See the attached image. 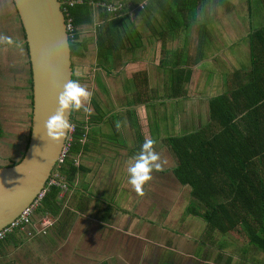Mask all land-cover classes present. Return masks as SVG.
Returning a JSON list of instances; mask_svg holds the SVG:
<instances>
[{
  "label": "crops",
  "instance_id": "0c3cea01",
  "mask_svg": "<svg viewBox=\"0 0 264 264\" xmlns=\"http://www.w3.org/2000/svg\"><path fill=\"white\" fill-rule=\"evenodd\" d=\"M11 4L16 10L14 3ZM206 4H215V8L220 7V12L215 14L213 11L200 22L198 13L190 17L192 20L188 17L191 27L178 31L167 41L172 47L166 45L167 53H172L171 60L180 61L179 66L185 71L192 69L189 81L183 83L188 97L178 101H201L204 105L203 109L193 107L188 121L178 122V115L174 125H170L171 134L191 131L209 122V101L225 90L228 80L237 85L249 81L258 86L261 93L257 107L253 106L250 111V132L260 133L263 138L260 143L264 145V0H210ZM231 6L233 14L229 15L224 8L230 9ZM97 7L98 4H94V21L79 28V42L85 48L72 57L74 81L91 93L77 111L81 118H94L87 130V149L77 156L76 165L82 169L76 173L73 186L61 192V197L67 198L63 209L69 200L74 205L71 206L75 212L74 221L67 235H58L53 227L55 218L35 211L32 225L24 228L32 230L31 235L25 236L21 243H7L0 247V264H116L112 240L117 232L122 236L130 235V228L125 229V221L129 224L133 218L132 226L137 227L140 223L147 238H152L147 249L137 246V252L144 254L145 262L176 264L177 250L190 247L195 250L199 244L191 228L193 230L195 222L199 223L197 218H203L194 212L193 206L197 205L202 210L203 204L191 195L190 185L183 184L175 175L177 163L165 142L167 134H164L163 126L160 132L155 124V120L160 122L159 125L164 120L168 122L169 112L163 111L161 41L143 29L142 44L134 51L128 44L106 55L99 53L97 30L102 22ZM13 9H8L6 14L0 13V23L4 24L0 29L8 28L9 36H5L12 41L11 44L0 42V77L13 73L19 79L18 105L22 107V124H25L26 116L31 113L28 58L25 50V55H12L15 48L24 49L26 44L25 39L21 40L15 34L19 24ZM194 38L195 43L192 41ZM143 40L150 45L143 48ZM185 48L188 51L192 49L193 55L186 54L188 51H184ZM178 50L183 51V55L179 56ZM139 51L142 53L140 57ZM150 52L152 56L146 57ZM154 53L160 54V57L156 56L155 63L150 61ZM150 67L155 68L154 84L151 83ZM2 71L4 74H1ZM204 72H213L210 80H217L216 83L210 81L206 84ZM198 80L204 89L195 88L196 91L191 93V86L196 85ZM11 99L12 94L2 97L3 102L12 103ZM83 109L88 111L81 112ZM30 119L31 115L28 116L29 124ZM179 127L182 131L178 130ZM146 139L154 141L152 149L158 154L160 168L151 172V178L137 192L129 183L127 169ZM83 200H88L84 207L80 205ZM120 220L123 224L116 228L114 223ZM45 221L52 224L41 228ZM52 227L56 231L53 232ZM133 236L143 239L139 234Z\"/></svg>",
  "mask_w": 264,
  "mask_h": 264
},
{
  "label": "trees",
  "instance_id": "16d2710c",
  "mask_svg": "<svg viewBox=\"0 0 264 264\" xmlns=\"http://www.w3.org/2000/svg\"><path fill=\"white\" fill-rule=\"evenodd\" d=\"M61 1L66 20L72 26L69 30L72 57L80 54L85 48V45L79 42V28L94 21V4H98L97 10L102 22L97 30L99 53L106 55L113 52V49L118 51L128 44L134 51L142 44L141 30L144 28L149 31L150 36L161 41L163 47L160 59L164 73L161 85L164 93L163 105L166 102L165 98L169 100L188 97V91L183 83L189 81L192 69L185 71L179 66L180 61L171 60V57L167 56L166 45L171 37L188 26L183 15L186 14V18L196 15L210 0ZM11 2L13 3L12 0ZM109 5L115 6L116 10H108ZM15 14L18 16L16 10ZM18 24L19 30L15 34L23 40L25 33L19 17ZM0 27H4V24L0 23ZM1 34L9 36V29H0ZM24 50L28 58L30 85L28 98L31 112L32 83L27 44L24 45ZM1 74H4V71ZM18 82L19 79L13 73L0 77V139H6V142L3 141L6 146L14 145L17 141L14 142L8 137L9 132L2 126L4 121L10 125L17 121L13 120L16 118L20 124L24 123L22 107L18 105L17 90L20 89ZM169 82H172V85ZM159 88L158 86L157 89ZM258 91V86L249 81L237 85L234 81L228 80L225 90L209 101V122L191 131L169 134L165 142L176 158L175 175L180 182L190 185L191 195L203 204L202 210L197 205L193 208L210 228V237L215 232L225 236L239 228L247 236V241L241 248L243 258L245 254L261 252L262 256L255 257L254 261L257 264H264V145L260 143V139H263L260 133H251L249 125L251 108L257 107L261 96ZM11 94L12 103L2 101L3 96ZM8 112L17 115L9 119L8 115H5ZM79 114L77 110L71 113V124L74 128L68 141V152L64 161L53 171L54 174H59L56 178L60 183L47 186L35 210L55 218L53 227L58 231V235H67L75 217V212L71 210V206H74L71 200L66 202L63 209L67 198L61 197L63 188L60 184L64 182L68 188L73 186L76 173L82 169L76 165V159L81 151L87 149V126L94 120L93 116L87 120L81 118ZM30 115L31 113L28 116ZM27 143L28 137L15 158L8 155L11 151L1 149L0 146V166L18 162L24 155ZM260 153L262 155L258 156ZM83 201L80 204L82 207L88 204V200ZM54 228L53 232L56 231ZM31 231L14 228L0 241V247L7 243H21ZM222 247L223 245H220L219 249ZM223 258L224 254L218 253L216 261ZM231 258L228 257L226 264H230Z\"/></svg>",
  "mask_w": 264,
  "mask_h": 264
},
{
  "label": "water",
  "instance_id": "95a60500",
  "mask_svg": "<svg viewBox=\"0 0 264 264\" xmlns=\"http://www.w3.org/2000/svg\"><path fill=\"white\" fill-rule=\"evenodd\" d=\"M25 33L31 68L32 110L23 157L0 166V230L13 223L44 190L71 135L46 137L44 123L58 105L57 96L73 80L69 31L61 0H12Z\"/></svg>",
  "mask_w": 264,
  "mask_h": 264
},
{
  "label": "rangeland",
  "instance_id": "374dc122",
  "mask_svg": "<svg viewBox=\"0 0 264 264\" xmlns=\"http://www.w3.org/2000/svg\"><path fill=\"white\" fill-rule=\"evenodd\" d=\"M8 3V5H7ZM215 4H212L210 6H208V4L205 7H202V11H198V18H201L200 20L197 19H193V20H198V22L200 21H204L207 17V15H211V13L214 11L215 14L218 12H220V7H216L215 8ZM224 8V7H223ZM227 9L224 8V10H227V12L230 14H233V7L231 6L230 9H228V7H226ZM13 9V6L11 4L10 0H0V13L2 12V14H6L7 10ZM204 9V10H203ZM214 9V10H212ZM14 9H13V13H14ZM201 13H203L202 15H200ZM183 16H185V21L186 24L188 25L187 29L184 28L183 31L186 29L188 30L189 24H191L190 22L188 23V19L186 18V14H184ZM189 20H192V18L189 17ZM13 22V21H12ZM144 29V28H143ZM147 31V30H146ZM182 31V30H180ZM142 33V30H141ZM195 35V34H194ZM194 43L196 42V38H194L192 40ZM190 44V42H189ZM143 48L148 47L150 44L149 43H145V40H143ZM168 47L172 48L170 45V42L167 43ZM191 45V44H190ZM173 47H175V43H173ZM191 47H193V45H191ZM142 49V48H141ZM184 51H188V49H184ZM183 51H179L178 50V54L179 56L183 55ZM20 54H24V49L22 47L19 48H15L13 50V57H19ZM139 57L140 55H142V53L139 51ZM189 56L193 55V50L191 49L190 51H188ZM152 56V52L148 53L146 55V57L150 58ZM157 57H160L159 53H154V57H152L150 59L151 62L155 63V59ZM167 56L171 57L172 53L168 52ZM154 60V61H153ZM0 63L2 64V62L0 61ZM150 71V78H151V83L154 84V78H155V68L154 67H150V69H148ZM205 73V79L204 80L206 82V84H209V82H215L217 80H213L210 78L213 77V72H208V74L206 72ZM224 80V79H223ZM202 81V80H201ZM196 85L191 86V93H193L194 91L200 89H204V86H201V84L199 85L200 80L196 81ZM172 85V82H169ZM211 87H214V85H210ZM207 87V85H206ZM196 88V90H194ZM222 89V88H221ZM208 90V89H207ZM163 99H164V93H163ZM181 98L175 100V99H169L166 100V102L163 105V111H169L167 113L168 115V122L167 120H164L163 123L161 125H159V121L155 120V124L156 127L158 128V130L160 132H162V126H163V132L164 134H171V126L170 125H174L177 116L179 117L178 122H183V121H188L191 116V111L193 110V107L196 109H203L204 105L203 103H201V101H186V102H180L178 100H180ZM164 101V100H163ZM90 108V107H89ZM140 108H143V106H140ZM142 111V109H140ZM79 112V111H78ZM81 112H87L84 109ZM178 112V114H177ZM9 119L15 118L17 114L14 113H10L8 112L7 114ZM28 115V114H26ZM205 116L209 119V117L205 114ZM88 119V118H87ZM13 120H19V119H13ZM26 122L25 124H20L19 122L15 121L12 124H8L4 121V124L2 125L3 128L6 130V132H9L8 134H10L8 137L10 139H13L14 142H16V144H8L6 146V143H4L3 141L6 142V139L1 138L0 139V146L1 149L5 148V150H9L11 151L10 157L15 158L17 154H19L23 148L24 145V141L25 139L28 137L29 134V128H30V124L28 122V116H26ZM204 120V119H203ZM91 127V125L87 126V130H89ZM179 131H182V128L179 127L178 128ZM20 139V140H19ZM11 141V140H8ZM18 141L20 143H18ZM0 149V150H1ZM122 159V158H121ZM120 158H118V160H121ZM9 162V161H7ZM104 173V172H103ZM119 178V177H117ZM97 184V183H96ZM163 201H166V198L163 199ZM152 210H154L152 208ZM154 214V212H152ZM198 222H195V227H193V230L191 228L192 235H194V238H196V241H198V245L196 246L195 250H193L192 247H190L191 249H187L185 250V248H180L179 250H177V252L175 253V259H176V264H226V261L228 259V257H232L231 258V262L230 264H257L254 261V258L257 257L259 258L260 255L262 256V253L260 252V254L251 252V254L249 253L248 255L245 254L244 258L243 255L241 254V248L244 246V244L247 241V236L246 233L239 230V228L237 230H232L231 232H229V234L223 236L221 235L220 232H215L213 234L212 237H210V228L207 227L206 222L203 219H199L197 218ZM118 221V220H117ZM135 221V219H132V222ZM132 222L129 224H126L127 222L125 221V229H128V227L130 228L129 230L130 235H124L122 236L121 233L117 232L114 235V239L112 240L113 244H115L114 248V259L116 261V264H151V262L148 261H144V254H139L138 248L137 246H142L143 248H148V243H150L151 241H149V239H152L149 237V239L147 238L146 233H144L142 231V229L144 228V226H140L141 224L139 223V225L137 227H133L132 226ZM123 221L120 220L118 223L115 222L114 225L117 228L118 226H122ZM43 225V224H41ZM49 225V224H48ZM177 225V224H176ZM38 227L40 228L41 226L38 225ZM43 227V226H42ZM178 228V227H177ZM179 231H181L182 229H179ZM133 234L136 235H140L141 237H143V239L134 237ZM148 234V233H147ZM214 237H216V239H214ZM166 237H164L165 240ZM129 239V240H126ZM155 241V239H153ZM148 241V242H147ZM163 242V241H162ZM229 242H231V244H229ZM229 244L228 246H225ZM220 245H223V247L221 248V250L219 249ZM130 246V248L128 247ZM223 253L224 254V258L221 261H216L217 257H218V253ZM11 254V252H10ZM12 255V254H11ZM13 256V255H12ZM157 264V263H156Z\"/></svg>",
  "mask_w": 264,
  "mask_h": 264
},
{
  "label": "clouds",
  "instance_id": "9594fccd",
  "mask_svg": "<svg viewBox=\"0 0 264 264\" xmlns=\"http://www.w3.org/2000/svg\"><path fill=\"white\" fill-rule=\"evenodd\" d=\"M0 42L11 44L12 41L7 36H0ZM91 93L82 87L77 81L69 80L63 86L62 91L57 96V109L44 123L46 137L58 142L70 127L66 119V111L78 110L81 108L82 101H87ZM88 111L87 109H84ZM154 141L146 139L141 145L138 155L133 158L127 171L129 183L135 191L140 192L142 185L151 178L153 170H159L160 164L157 163L159 157L152 149Z\"/></svg>",
  "mask_w": 264,
  "mask_h": 264
},
{
  "label": "built area",
  "instance_id": "2783aa9c",
  "mask_svg": "<svg viewBox=\"0 0 264 264\" xmlns=\"http://www.w3.org/2000/svg\"><path fill=\"white\" fill-rule=\"evenodd\" d=\"M108 10H116V7L113 5H109ZM67 27H68V31L72 29V26L70 23L67 22ZM73 125L71 124V132L73 131ZM69 139L67 140V144L62 152V154L60 155V158L57 162V165L61 164L64 161V158L66 157V154L68 152V147H69ZM78 161V159H76V162ZM56 165V166H57ZM56 169V167L54 168V170ZM53 170V171H54ZM59 174L58 173H53L52 172V176L49 178V180L47 181V184L44 188V190L40 193V195L38 196L37 199H35V201L33 202V204H31L27 209H25L22 214L10 225H8L7 227L3 228L2 230H0V241L2 239H4V237L7 235V233L11 232L14 228H25V226L27 225H32V214L35 212L36 208L38 207V205L40 204V199L43 197V195L45 194L46 190H47V186L48 185H52V184H59L60 180L57 179L56 177H58ZM63 188V191L67 190V185L64 182H61L60 184ZM43 227L41 228H46L48 226V224H52L51 221H45L42 222ZM44 229H42L41 231H43ZM32 232H28V235H31Z\"/></svg>",
  "mask_w": 264,
  "mask_h": 264
},
{
  "label": "flooded vegetation",
  "instance_id": "af4514ba",
  "mask_svg": "<svg viewBox=\"0 0 264 264\" xmlns=\"http://www.w3.org/2000/svg\"><path fill=\"white\" fill-rule=\"evenodd\" d=\"M54 170V169H53Z\"/></svg>",
  "mask_w": 264,
  "mask_h": 264
}]
</instances>
